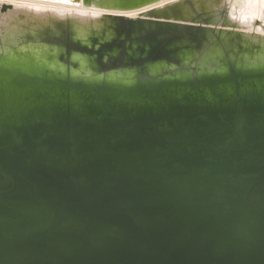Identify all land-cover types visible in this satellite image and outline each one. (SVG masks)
Here are the masks:
<instances>
[{"label": "water", "instance_id": "water-1", "mask_svg": "<svg viewBox=\"0 0 264 264\" xmlns=\"http://www.w3.org/2000/svg\"><path fill=\"white\" fill-rule=\"evenodd\" d=\"M37 1L104 13L0 3V264H264V20Z\"/></svg>", "mask_w": 264, "mask_h": 264}, {"label": "rangeland", "instance_id": "rangeland-1", "mask_svg": "<svg viewBox=\"0 0 264 264\" xmlns=\"http://www.w3.org/2000/svg\"><path fill=\"white\" fill-rule=\"evenodd\" d=\"M0 3L12 4L17 8H26L37 12H52L57 15H71L80 17H97L104 12L82 6L66 5L60 3H51L37 0H0ZM164 5V4H163ZM237 18L240 21L253 23L257 19L264 20V0H233ZM142 12L129 14L128 17L135 18ZM252 23L250 25H252ZM257 31L260 28L256 27Z\"/></svg>", "mask_w": 264, "mask_h": 264}]
</instances>
